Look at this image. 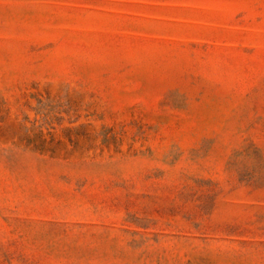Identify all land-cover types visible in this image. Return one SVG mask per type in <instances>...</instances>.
<instances>
[{
  "label": "rangeland",
  "instance_id": "374dc122",
  "mask_svg": "<svg viewBox=\"0 0 264 264\" xmlns=\"http://www.w3.org/2000/svg\"><path fill=\"white\" fill-rule=\"evenodd\" d=\"M0 264H264V0H0Z\"/></svg>",
  "mask_w": 264,
  "mask_h": 264
}]
</instances>
